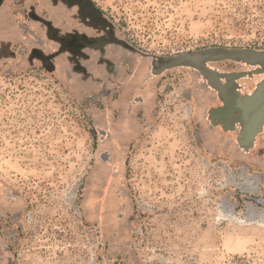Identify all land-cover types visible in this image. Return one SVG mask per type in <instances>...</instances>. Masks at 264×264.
<instances>
[{"label":"rangeland","instance_id":"obj_1","mask_svg":"<svg viewBox=\"0 0 264 264\" xmlns=\"http://www.w3.org/2000/svg\"><path fill=\"white\" fill-rule=\"evenodd\" d=\"M34 14L63 37L104 42L61 53ZM111 37L158 56L264 49V0H6L0 264H264V147L247 156L209 133L199 115L214 98L184 71L161 77L127 121L147 65ZM107 112L127 148L129 211L115 223L95 129Z\"/></svg>","mask_w":264,"mask_h":264},{"label":"water","instance_id":"obj_2","mask_svg":"<svg viewBox=\"0 0 264 264\" xmlns=\"http://www.w3.org/2000/svg\"><path fill=\"white\" fill-rule=\"evenodd\" d=\"M5 1L0 0V7ZM64 1L75 4L80 0ZM88 6L89 10L95 14L92 18L101 19L91 2H88ZM31 18L47 26L53 40L60 44L61 53L69 52L78 58L82 55V50L73 52L72 48L84 47L99 50L104 42V40L99 41L82 35L63 37L61 33H56L49 22L35 14L31 15ZM109 43L117 44L132 52L147 65L145 74L139 78L138 93L128 103L127 121L132 120L137 107L147 104V101L152 98L153 86L161 77L171 72L184 71L194 75L200 90L214 98L213 102H209L199 115L207 125L209 133L219 136L220 141L231 144L237 152L244 155H251L258 147H264V144H261V139L264 137V82L262 84L257 82V77L264 81V49L210 47L190 53L158 56L134 50L118 38L111 37ZM6 47H3L5 55L15 58V53L9 50L8 45ZM36 54L44 63L57 56V54L45 56L40 52ZM224 63H233L237 69H220L218 65ZM249 83L253 84L251 88H248ZM150 90L152 91L149 92ZM95 129L101 148L98 153L100 163L110 172L104 184V193L109 197L114 195L116 199L117 214L112 222H121L126 220L129 211L126 197L127 148L121 147L116 138L110 112L106 115V125L95 126ZM127 131L125 128L124 132ZM109 140L115 147L114 152L105 150ZM114 156H116L115 160H113Z\"/></svg>","mask_w":264,"mask_h":264},{"label":"flooded vegetation","instance_id":"obj_3","mask_svg":"<svg viewBox=\"0 0 264 264\" xmlns=\"http://www.w3.org/2000/svg\"><path fill=\"white\" fill-rule=\"evenodd\" d=\"M253 86V84L252 83H249V85H248V88H251ZM230 135H228V137H229ZM218 137V139H219V136H217ZM258 149V148H257ZM256 151V150H255ZM255 151H253L252 152V154H254L255 153ZM248 156V155H247ZM251 156V155H250Z\"/></svg>","mask_w":264,"mask_h":264},{"label":"bare ground","instance_id":"obj_4","mask_svg":"<svg viewBox=\"0 0 264 264\" xmlns=\"http://www.w3.org/2000/svg\"><path fill=\"white\" fill-rule=\"evenodd\" d=\"M257 82L262 84L264 81H263V79H262V78H260V77H257Z\"/></svg>","mask_w":264,"mask_h":264}]
</instances>
